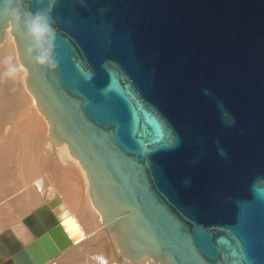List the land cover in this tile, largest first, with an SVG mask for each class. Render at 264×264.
Instances as JSON below:
<instances>
[{
    "label": "water",
    "instance_id": "water-1",
    "mask_svg": "<svg viewBox=\"0 0 264 264\" xmlns=\"http://www.w3.org/2000/svg\"><path fill=\"white\" fill-rule=\"evenodd\" d=\"M25 6L50 14L59 61L38 68L50 38L10 23L26 88L121 248L161 264H264V0ZM7 23L0 0V36Z\"/></svg>",
    "mask_w": 264,
    "mask_h": 264
},
{
    "label": "bare ground",
    "instance_id": "bare-ground-1",
    "mask_svg": "<svg viewBox=\"0 0 264 264\" xmlns=\"http://www.w3.org/2000/svg\"><path fill=\"white\" fill-rule=\"evenodd\" d=\"M7 24L0 36V247L7 245L0 264H37L49 244L56 252L40 264H161L122 249L116 228L104 225L86 169L67 142L50 138ZM12 60L18 76L8 74Z\"/></svg>",
    "mask_w": 264,
    "mask_h": 264
},
{
    "label": "clouds",
    "instance_id": "clouds-1",
    "mask_svg": "<svg viewBox=\"0 0 264 264\" xmlns=\"http://www.w3.org/2000/svg\"><path fill=\"white\" fill-rule=\"evenodd\" d=\"M10 0H3V18L5 21L11 23L14 28H19L21 30V25H23L22 33L24 36H31L38 45L42 44L45 37L50 38L49 49L45 51L36 60L38 68L46 69L49 72H55L59 67V61L53 60L52 53V43L56 40L57 31L54 27V21L52 20L50 14L43 13L40 9L35 11L27 8L25 6V0H18L21 7H16L9 11L7 8ZM51 6H49V13L51 12ZM31 52V48L27 49ZM18 69H11L8 73L11 75L12 72ZM257 191L264 195V189L258 188Z\"/></svg>",
    "mask_w": 264,
    "mask_h": 264
},
{
    "label": "rangeland",
    "instance_id": "rangeland-1",
    "mask_svg": "<svg viewBox=\"0 0 264 264\" xmlns=\"http://www.w3.org/2000/svg\"><path fill=\"white\" fill-rule=\"evenodd\" d=\"M11 63H12V64H11L12 69H14V68L18 69V68H17V64L15 63L14 60H12ZM12 65H13V66H12ZM15 73H16V74H15ZM13 74H15L16 76H18L17 71H14ZM74 158H75V157H74ZM0 249H1V250H6V249H7V245H6V244H3V245L0 247Z\"/></svg>",
    "mask_w": 264,
    "mask_h": 264
}]
</instances>
